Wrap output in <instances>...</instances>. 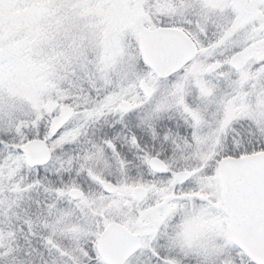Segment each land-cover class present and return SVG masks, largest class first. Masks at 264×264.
Listing matches in <instances>:
<instances>
[{
    "label": "snow or ice",
    "instance_id": "6c2138e0",
    "mask_svg": "<svg viewBox=\"0 0 264 264\" xmlns=\"http://www.w3.org/2000/svg\"><path fill=\"white\" fill-rule=\"evenodd\" d=\"M0 264H264V0H0Z\"/></svg>",
    "mask_w": 264,
    "mask_h": 264
}]
</instances>
